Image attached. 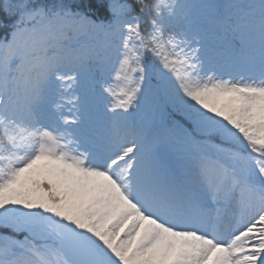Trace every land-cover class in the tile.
Segmentation results:
<instances>
[{
    "label": "snow or ice",
    "instance_id": "6c2138e0",
    "mask_svg": "<svg viewBox=\"0 0 264 264\" xmlns=\"http://www.w3.org/2000/svg\"><path fill=\"white\" fill-rule=\"evenodd\" d=\"M0 264H264V0H0Z\"/></svg>",
    "mask_w": 264,
    "mask_h": 264
}]
</instances>
